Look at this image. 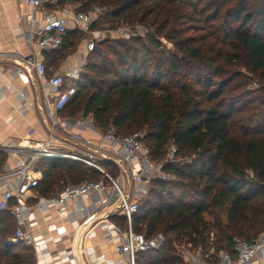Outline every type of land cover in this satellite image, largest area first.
<instances>
[{
    "label": "trees",
    "instance_id": "16d2710c",
    "mask_svg": "<svg viewBox=\"0 0 264 264\" xmlns=\"http://www.w3.org/2000/svg\"><path fill=\"white\" fill-rule=\"evenodd\" d=\"M67 4L82 11L107 7L112 18L164 32L178 51L158 57L152 68L151 60L140 58L123 39L117 42L120 52L109 38L102 39L90 53L98 47L105 52L88 60L77 93L60 112L69 110L71 118L92 115L97 128L121 137L143 134L157 161L172 144L176 157H191L182 165L166 163L163 170L173 179H154L136 212L135 231L166 236L161 248L140 252L137 264H185L176 244L218 253L232 251L236 236L252 240L263 232L264 0H58L48 6ZM193 21L205 23L202 34H188L194 28L185 23ZM77 33L69 30L54 53H62L67 42L74 45ZM149 42L160 46L152 34ZM251 76L261 83L255 90L248 86ZM6 159L0 152V166ZM103 164L111 174L118 168L111 161ZM38 168L43 177L36 191L43 196L57 194L67 183L103 179L70 159H42ZM112 219L126 225L123 216ZM11 220L16 226L7 211L0 212L1 226ZM13 234L0 230V264H34L28 246L7 243Z\"/></svg>",
    "mask_w": 264,
    "mask_h": 264
},
{
    "label": "built area",
    "instance_id": "2783aa9c",
    "mask_svg": "<svg viewBox=\"0 0 264 264\" xmlns=\"http://www.w3.org/2000/svg\"><path fill=\"white\" fill-rule=\"evenodd\" d=\"M57 1L28 0V3L34 9H38L55 4ZM94 21L95 16L92 12L82 10L48 15L41 27L29 32L28 42L33 44L36 41L40 50L44 52L58 51L62 48L65 36L72 26L78 32L90 35L86 41L89 54L95 49L99 37L104 38L100 31L93 30ZM115 31L124 39L146 37L149 32L143 24H138L132 30L130 27L119 26ZM86 63L87 57L79 67L48 76L46 63L33 56L22 58L16 69L17 75L25 79L29 78V73H35L46 89L45 106L50 119V130L47 139L37 146L29 143L22 145L0 142V152L17 158L14 166L0 174V186L3 188L0 212L7 211L16 221L14 234L8 237L7 243L10 245L22 243L31 247L36 257V264H137V256L140 252L159 249L166 240L163 232L148 236L144 232L135 231L133 220L141 203L149 194L152 181L173 178V175L165 172L163 167L166 163L175 160L176 146L172 144L168 149V156L162 161H157L152 157L149 146L143 141V134L135 133L121 137L113 130L102 132L95 127L93 119L87 118L92 115H83L74 124L93 128L99 133V138L71 133L68 150L57 148L56 145L64 142L57 133L61 124L64 126L73 124L70 118H62L60 112L77 93V81ZM20 95L25 97L24 93ZM55 158L83 163L99 171L103 179L97 181L87 179L76 184L67 183L55 195H39L36 187L42 179V171L38 168V164L42 159ZM105 160H111L122 172H126L130 182L129 190L125 189L124 181L118 183L107 171L103 164ZM30 194L36 199L34 204L29 203ZM115 196L118 200L116 205ZM87 198H91L90 205L84 202ZM71 202H76V207L69 210L68 206ZM33 205L43 210L55 207L60 216L69 217L74 231L73 239H77L78 243L70 248L52 251L50 244H61L70 231L65 226H59L55 229V234H36L32 229L37 221ZM114 210L115 214L125 218V226L111 219ZM99 212H103L101 217L98 215ZM50 219V215L45 216L46 221ZM98 223L102 224L105 239L116 247L117 258L98 253L88 245L93 228ZM176 248L178 254L185 260L197 264H255L264 251V231L252 240L236 236L232 251L221 250L218 253L210 251L205 254L200 248L191 249L190 243L176 244Z\"/></svg>",
    "mask_w": 264,
    "mask_h": 264
},
{
    "label": "crops",
    "instance_id": "0c3cea01",
    "mask_svg": "<svg viewBox=\"0 0 264 264\" xmlns=\"http://www.w3.org/2000/svg\"><path fill=\"white\" fill-rule=\"evenodd\" d=\"M77 6L78 4H67L62 8H57V6H46L34 9L30 6L28 0H0V90H2V93H0L1 143L22 145H27L29 143L37 146L47 139L50 130V119L46 113L45 106L46 89L43 88L42 82L37 78L35 73H29V78L25 79L17 75L16 69L20 65L22 58L33 56L46 63L48 76L66 69L79 67L83 64L86 57L88 62L89 54L86 49V41L80 44L73 52L69 53L62 51V53H54L41 51L38 43L36 41L33 44L29 43L27 37L32 29L42 26L44 19L48 15H58L64 12L74 11V8ZM72 29L71 26L70 30ZM85 66L83 67V71ZM20 93H24L25 97H22ZM81 116L83 115H80L78 118ZM78 118H70V121L73 122L72 126H64V124H61V127L57 131L58 136L64 140L63 144L59 143V146L56 145L60 150H68L69 142L72 138L71 133L80 134L84 137H92L94 139L99 138V133L93 128L74 124ZM87 118L90 120L93 119V117ZM108 147L109 146H107V148ZM16 161L17 158L7 155L4 172L2 171L0 174L5 173L9 168L14 166ZM116 166L120 169L118 165ZM123 179L125 185H127L128 182L130 187L129 177H123ZM110 191H112V188H110ZM28 199L30 204L36 202L32 194L28 196ZM2 200L3 188L0 186V202ZM90 200L91 198H87L84 202L90 205ZM117 203L118 200L115 196V205ZM75 207L76 202H71L68 206L69 210ZM33 212L37 221L32 229L36 234H55V229L59 226H65L70 231L68 237H66L61 244H50L52 251L70 248L78 243L77 239H73L74 231L72 229L71 219L69 217L60 216L57 208L51 207L49 210H43L33 205ZM114 212L115 210L112 211L110 216L111 219L112 216L118 215ZM102 214L103 212L98 213L100 217ZM46 215L51 216L49 221L45 220ZM88 245L98 253H104L114 258L118 257L116 247L105 239L101 223L94 226L92 236H90L88 240ZM29 248L32 250L34 264H36L34 251L31 247ZM185 264L197 263L185 260ZM255 264H264V251L259 255L258 261Z\"/></svg>",
    "mask_w": 264,
    "mask_h": 264
},
{
    "label": "rangeland",
    "instance_id": "374dc122",
    "mask_svg": "<svg viewBox=\"0 0 264 264\" xmlns=\"http://www.w3.org/2000/svg\"><path fill=\"white\" fill-rule=\"evenodd\" d=\"M54 7V6H53ZM75 10H79L80 8L77 6L74 8ZM57 10V9H54ZM83 10V9H80ZM108 8L104 7V6H100V5H95V6H91L90 8L84 10L87 12H92L95 16V21H94V26H93V30L97 31V32H101L104 36V38L99 37V39L96 41L99 42L102 39H106L109 38L110 41H108V43L117 45L118 47V52H120L121 50H123V47L119 46L117 42L122 41L124 42V46H128L131 49H133V51L135 50L140 58H146V59H150L152 64V68H153V64L156 63L157 58L160 56H163L164 58H170V56L173 53H178V51L175 49L174 45L171 43V41H169L165 35L164 32L163 33H159L157 34V31L153 28V30H151V28L149 26H147L146 24H143L145 27L148 28L149 32L147 34L146 37H135L138 38L139 40H132V39H124L122 37H119L115 32V30L119 27V26H126V27H130V30L134 29L137 24H126L124 23L123 19H119V18H112L110 16V14L108 13ZM123 22V23H122ZM186 26H191L194 29H190L188 31V34H193V35H200L202 34V30L200 26L205 25V23L203 22H197V21H193L191 23L186 22L185 23ZM188 27V28H189ZM152 34V36H154L155 38H157L160 42V46H154L149 42V36ZM90 37V35L88 33H84V32H79L76 34V38H75V44L71 45L68 42L65 43V46L63 47V51L65 52H73L75 49H77L79 47L80 44L84 43V41H87V39ZM100 51L105 52V49H103L102 47H98V53L95 52L94 55L91 56V53L88 56V60H93L94 57H98L100 56ZM116 58V57H113ZM98 63H101L102 61H97ZM165 70V69H164ZM97 72V71H96ZM252 77V76H251ZM217 80H220L219 78H217ZM260 82H258L256 80V78L251 79V82L248 84L249 88H251L252 90H255L257 88L260 87ZM261 92H256L255 94H260ZM68 111L65 112V114H62L61 117L62 118H69L68 116ZM80 115H77L75 118H78ZM71 118V117H70ZM98 130H100L98 128ZM112 130V129H111ZM102 131V130H100ZM114 131V130H113ZM102 132H107V131H102ZM168 156V154L166 155V157ZM191 157H176L175 158V162L179 165H182L184 162L189 161ZM7 160V159H6ZM6 162V161H5ZM5 162L2 166H0V172H4L5 169ZM125 173V174H124ZM112 176L113 178L118 182V183H122V181L124 180V178H127V174L126 172H122L119 168H117V170H115V172H112ZM173 179V178H172ZM171 180V179H168ZM125 189L129 190V185L127 182V185H125ZM225 216V215H224ZM1 226V225H0ZM15 229V222L14 220L10 221L8 226L4 227L1 226L0 230L1 233L3 231L4 234L10 235L12 234V232H14ZM212 239H215V234H212ZM179 243V242H178ZM18 250H20V252H22V248L23 246H19L17 247Z\"/></svg>",
    "mask_w": 264,
    "mask_h": 264
}]
</instances>
